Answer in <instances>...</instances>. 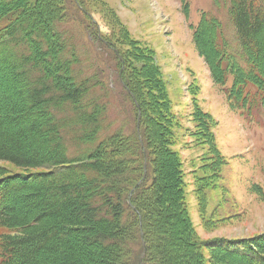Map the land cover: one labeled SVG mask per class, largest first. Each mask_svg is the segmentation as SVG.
I'll return each instance as SVG.
<instances>
[{
	"label": "trees",
	"instance_id": "trees-1",
	"mask_svg": "<svg viewBox=\"0 0 264 264\" xmlns=\"http://www.w3.org/2000/svg\"><path fill=\"white\" fill-rule=\"evenodd\" d=\"M213 6L193 39L228 107L264 126V0ZM59 12L49 0H0V83L9 91L0 97V264H202L200 242L222 254L218 262L264 264V232L204 241L191 226L181 164L169 149L168 88L152 53L142 57L143 77L128 73L131 88L124 80L138 103L135 139L138 111L143 127V144L129 142L131 130L110 111V89L91 70L94 58ZM196 113L200 141L216 153L210 118ZM146 226L162 235L178 227L180 247L144 232L145 245Z\"/></svg>",
	"mask_w": 264,
	"mask_h": 264
},
{
	"label": "rangeland",
	"instance_id": "rangeland-1",
	"mask_svg": "<svg viewBox=\"0 0 264 264\" xmlns=\"http://www.w3.org/2000/svg\"><path fill=\"white\" fill-rule=\"evenodd\" d=\"M49 1L60 11L63 23L74 29L72 32L84 43L87 55L94 58L91 70L98 72L104 86L110 89V111L121 117L123 129L131 126L134 129L133 116L138 104L134 103L135 96L124 80L129 81L131 88L128 73L134 79L143 77L147 66L142 57L149 51L152 53L153 66L159 69L167 84L173 113L171 129L175 132V144L169 149L174 150L181 164L185 208L198 237L207 241L264 232V126L246 125L239 113L229 110L192 35L190 25H195L202 10L212 7L211 0H188L187 17L182 0ZM124 57L126 68L123 67ZM140 82L138 80L137 87ZM5 90L0 83V97L8 94ZM200 108L210 118L209 132L213 133L216 153L209 144L200 141L203 124L201 126V119L194 115ZM154 120H157L155 116ZM139 126L142 125L137 119L135 132L143 144L140 135L143 127ZM132 128L129 142L137 141ZM200 179L207 180L203 190ZM153 216L150 213L148 218ZM144 221L147 223V214ZM145 229L140 233L150 234L152 243L162 235L155 230L149 233L147 226ZM165 231L162 242L171 250L178 249L182 231L176 226ZM147 235L142 240L149 246ZM137 239L131 238L128 247L133 248L132 243L137 244ZM203 244L205 242H200V246L195 247L202 254V264H227V258L225 262H218L222 254ZM119 253L128 260L127 251Z\"/></svg>",
	"mask_w": 264,
	"mask_h": 264
},
{
	"label": "water",
	"instance_id": "water-1",
	"mask_svg": "<svg viewBox=\"0 0 264 264\" xmlns=\"http://www.w3.org/2000/svg\"><path fill=\"white\" fill-rule=\"evenodd\" d=\"M137 105V104H136ZM137 107H138V105H137ZM139 117H140V113L138 114V119H139ZM143 256H144V249H143V251H142V253H141V255H140V260L143 258Z\"/></svg>",
	"mask_w": 264,
	"mask_h": 264
}]
</instances>
